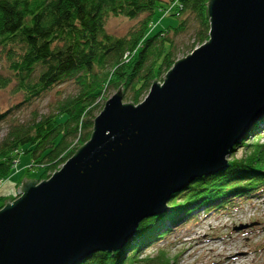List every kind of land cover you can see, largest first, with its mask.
Returning <instances> with one entry per match:
<instances>
[{
	"label": "water",
	"instance_id": "1",
	"mask_svg": "<svg viewBox=\"0 0 264 264\" xmlns=\"http://www.w3.org/2000/svg\"><path fill=\"white\" fill-rule=\"evenodd\" d=\"M208 41L137 105L122 87L90 139L0 210V264H78L119 251L171 195L222 171L264 115V0H209ZM250 226V225H248ZM247 228H236V231Z\"/></svg>",
	"mask_w": 264,
	"mask_h": 264
},
{
	"label": "trees",
	"instance_id": "2",
	"mask_svg": "<svg viewBox=\"0 0 264 264\" xmlns=\"http://www.w3.org/2000/svg\"><path fill=\"white\" fill-rule=\"evenodd\" d=\"M208 1L0 0V55L7 60L0 88L11 84L20 96L8 110L0 109V123L7 124L0 141V184L13 174L21 155L29 156L28 172L39 173L37 182L57 172L90 139L105 91L117 92L121 86L124 103L139 104L153 81L177 61L174 38L189 24H195L189 53L208 41ZM160 16L177 18L178 24L158 29ZM111 17L138 24L117 38L106 31ZM66 82L74 84V95L57 96L46 113L16 116L22 106ZM263 132L264 115L235 145L222 171L197 178L171 195L167 211L143 220L119 251L97 252L78 264H175L176 258L162 248L152 256L145 251L174 228L196 221L202 208L206 216L262 196L264 143L254 140ZM236 149L242 150L240 157H235Z\"/></svg>",
	"mask_w": 264,
	"mask_h": 264
},
{
	"label": "rangeland",
	"instance_id": "3",
	"mask_svg": "<svg viewBox=\"0 0 264 264\" xmlns=\"http://www.w3.org/2000/svg\"><path fill=\"white\" fill-rule=\"evenodd\" d=\"M160 17L162 19L160 22L158 21V29L175 26L179 21V19L174 17ZM137 24L138 22L124 18L111 17L106 22V31L114 37L122 38L135 29ZM189 26L190 28H187L185 32L174 38V48L179 52L177 60L190 54L195 24L192 26L189 24ZM154 32H157V30ZM6 65V58L0 55V73L3 71V73L7 74L6 69H4ZM164 76L162 74L156 79V82L162 83ZM10 85L0 88L1 110H8L20 101V96L13 92ZM75 93L74 84L71 82L63 83L49 94L33 101L30 105L27 104L29 106H22L21 111L16 113V116L27 119L34 112L39 114L46 113L49 111V103L53 105L57 96L63 98ZM105 93L103 96L104 103L116 92L107 90ZM10 113L13 114V111L10 110ZM6 125V121L0 123V141L6 134ZM262 135V137L255 136L256 139L253 136L251 139L254 138V141L258 140L259 143H264V132ZM73 146H75V142ZM241 155L242 150L236 149L235 157H240ZM20 158L10 178L0 184V197H5V199L0 201V206H5V201L10 200L8 203H12L15 200L16 191L21 187L23 179L38 180V172H31V170L28 172L29 156L21 155ZM261 195V197L244 202L232 210L214 211L206 216H204V213L202 214L205 210L202 208L198 212V216L196 215V221H188L174 228L170 236L161 242H156L155 246L149 247L145 254L152 256L156 254V249L162 248L161 250H165L171 258H176L175 264H218V262L264 264V192ZM257 202L260 204L257 206V210L255 213H250V210L256 206ZM243 226L247 228L239 231L235 230Z\"/></svg>",
	"mask_w": 264,
	"mask_h": 264
},
{
	"label": "bare ground",
	"instance_id": "4",
	"mask_svg": "<svg viewBox=\"0 0 264 264\" xmlns=\"http://www.w3.org/2000/svg\"><path fill=\"white\" fill-rule=\"evenodd\" d=\"M17 197H19V196H18V194L16 193V198H17ZM16 198H15V199H16ZM258 202H259V201H258ZM258 202L256 203V206L253 207V209L250 210V213H255V211L257 210V209H256L257 206L260 205ZM8 204H10V203H8ZM3 207H4V206H3ZM3 207H2V208H3ZM2 208H0V210H1ZM218 264H229V262H227V263H226V262H218Z\"/></svg>",
	"mask_w": 264,
	"mask_h": 264
}]
</instances>
